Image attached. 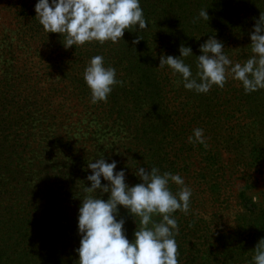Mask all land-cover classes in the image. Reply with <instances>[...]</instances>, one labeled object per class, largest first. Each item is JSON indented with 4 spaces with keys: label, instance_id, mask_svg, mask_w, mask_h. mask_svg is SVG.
Segmentation results:
<instances>
[{
    "label": "trees",
    "instance_id": "1",
    "mask_svg": "<svg viewBox=\"0 0 264 264\" xmlns=\"http://www.w3.org/2000/svg\"><path fill=\"white\" fill-rule=\"evenodd\" d=\"M240 1L243 10L231 0H141L148 28L126 29L116 44L92 42L68 49L63 35L44 31L36 17L37 0L24 2L16 49L7 38L0 42V264H79L75 250L81 240L82 201L74 202L71 211H66V202L86 194L84 189L91 186L88 162L102 155L109 163L118 161L116 171H126L130 186L141 182L132 170L140 166L179 174L191 189L186 180L192 151L202 156L203 166L194 170L201 177L213 168L219 177L225 175L218 159L223 150L235 158L249 148L246 159L264 166V89L248 94L242 82L229 75L223 88L213 86L207 94H197L184 88L179 74L158 67L161 57L179 56L181 45L190 46L198 56L200 45L214 36L225 52L235 44L238 32L242 35L249 27L254 31L264 15V0ZM201 9L207 10L208 22L193 23ZM23 47H31L35 54L23 51L20 57L16 50ZM97 55L104 57L105 66L116 69L121 83L106 103L93 104L83 77ZM195 55L185 59L193 76ZM229 59L233 65L245 63ZM19 62L29 63L30 73ZM61 70L64 74L55 80ZM82 118L88 128L81 132ZM197 128L204 130L203 144L188 141ZM169 187L173 194L180 191L172 182ZM109 196L104 193L101 198ZM120 215L131 241L140 218L136 225L122 206ZM172 215L179 227L175 237L179 264L235 262L232 248L216 241L212 232L213 242L205 239V224L215 223V216L208 215L197 197L191 196L187 213L178 210ZM161 220L153 216V221ZM245 229L241 227L242 232Z\"/></svg>",
    "mask_w": 264,
    "mask_h": 264
},
{
    "label": "clouds",
    "instance_id": "2",
    "mask_svg": "<svg viewBox=\"0 0 264 264\" xmlns=\"http://www.w3.org/2000/svg\"><path fill=\"white\" fill-rule=\"evenodd\" d=\"M35 12L45 32L65 37V49L92 42L116 44L123 39L126 29H137L138 25L137 30H144L149 26L141 0H37ZM199 19L208 22L206 9L200 10L193 23ZM250 38L253 55L244 64L233 65L223 43L213 36L200 45L201 55H195L190 46L181 45L179 56L161 57L158 67L167 66L173 75L179 74L184 88L197 94H207L213 86L223 88L229 75L242 82L245 92L250 94L264 89V15L254 25ZM193 55L197 57L195 76L192 66L185 63ZM83 78L93 104L106 103L114 87L121 83L116 69L105 66L102 55L90 59ZM188 141L205 143L204 130L194 129ZM117 165V160L109 163L103 155L88 162L91 174L87 179L91 186L84 189L86 195L78 209L81 240L75 251L79 264H179L175 239L179 227L172 214L178 210L188 212L191 189L179 174H161L159 168L151 167L149 171L140 166L130 167L141 181L130 186L126 171H116ZM102 179L108 183L102 184ZM170 182L180 186L178 193L173 194ZM104 193H110L107 200L101 198ZM120 206L135 222L136 217L140 218V227H136L131 241L126 235V220L120 215ZM154 215L161 216V222L153 221ZM252 264H264V239L254 248Z\"/></svg>",
    "mask_w": 264,
    "mask_h": 264
},
{
    "label": "rangeland",
    "instance_id": "3",
    "mask_svg": "<svg viewBox=\"0 0 264 264\" xmlns=\"http://www.w3.org/2000/svg\"><path fill=\"white\" fill-rule=\"evenodd\" d=\"M231 1L235 2L234 5L239 4L238 9L243 10L242 1ZM24 2L26 3V0H0V42L1 39L7 38L12 41L15 49L18 45L16 44L17 32L19 31V20L23 12L21 7ZM252 32L250 27L249 29L245 28L242 35L238 32V35L233 39L235 44L231 49L225 51L226 55L232 57L233 61L238 59L243 63L251 58L253 55L250 38ZM19 38H22V36H19ZM23 51L26 52L27 56L35 54L31 47L16 50V54L22 57ZM33 61L38 62V59ZM19 63L22 65L25 62ZM29 66L31 65L28 63V65L24 64L20 67L25 73H30ZM62 72L63 70L59 71L55 80H58L59 76L62 77L64 74ZM72 102L77 103L78 98H75ZM260 103H257V105ZM59 110L71 111L70 109L65 110L63 107H60ZM262 113L264 114V112ZM80 115L81 113L76 114L75 118ZM259 118H263V115L260 114ZM83 121L82 118L78 123L81 132L88 128L86 122ZM262 122H264V119ZM76 132H78V129ZM248 152L249 148L243 149L234 158V154L223 150L218 159L219 165L224 166L225 175L219 177L213 168L205 171L204 176L201 177L194 170H198L199 167L203 166L202 163L199 164V161H202V156L199 151H192L190 172L187 175L189 178L186 180L191 187L194 198L197 197L200 200L201 206L209 216H215V223L205 224V231H207L204 233L205 239L208 243L213 242L212 235L214 234L216 241L231 247L234 254L232 256L236 258L233 264H252L254 248L261 239H264V166L258 165L256 160H247L245 156ZM237 157L241 159H237ZM236 164H241V166L237 165L240 168H235ZM63 186L67 185L63 184ZM217 191L222 194L219 195ZM53 196L57 197V195ZM73 197L68 198L66 211H71L74 202L78 201L80 203L83 199V196L78 198L73 195ZM221 201H223V204ZM242 226H246L244 232L241 231ZM210 232L213 234L210 235Z\"/></svg>",
    "mask_w": 264,
    "mask_h": 264
}]
</instances>
